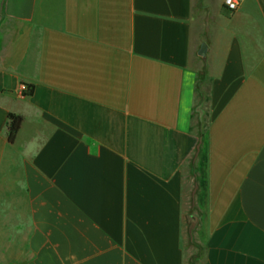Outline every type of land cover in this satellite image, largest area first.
<instances>
[{"label":"crops","instance_id":"1","mask_svg":"<svg viewBox=\"0 0 264 264\" xmlns=\"http://www.w3.org/2000/svg\"><path fill=\"white\" fill-rule=\"evenodd\" d=\"M201 247L264 264V0H0V264Z\"/></svg>","mask_w":264,"mask_h":264},{"label":"rangeland","instance_id":"2","mask_svg":"<svg viewBox=\"0 0 264 264\" xmlns=\"http://www.w3.org/2000/svg\"><path fill=\"white\" fill-rule=\"evenodd\" d=\"M201 78L203 79V75H201ZM202 81V80H201ZM194 107V106H193ZM202 108H200L199 110V116H197V118H194L193 116H191V118L194 120V121H197L198 122L200 121V135H199V140L201 142V147H200V155L196 161V163L198 164L197 167H203V152H204V148H205V142H206V134H207V127H208V123H209V108H208V104L206 102V97H204V94H203V104L201 106ZM194 109V108H193ZM193 115V114H192ZM196 166V164H195ZM194 166V170L196 169ZM191 182H190V185H192L193 187V184H195L194 182L192 183V180L194 181L195 177L191 176ZM195 182H196V179H195ZM192 204V203H191ZM193 210H192V206H190V213H192ZM203 248L201 247L199 249V252H203L202 250ZM198 252V250H190V256L193 257V255ZM192 259V258H191Z\"/></svg>","mask_w":264,"mask_h":264},{"label":"trees","instance_id":"3","mask_svg":"<svg viewBox=\"0 0 264 264\" xmlns=\"http://www.w3.org/2000/svg\"><path fill=\"white\" fill-rule=\"evenodd\" d=\"M34 93L33 89L28 88L23 92L24 96H32ZM23 124V118L21 116L15 115V114H10L9 115V122H8V142L9 144L13 145L16 141L17 135L19 134L21 127ZM200 147H201V142L199 140V144L196 149V154L195 156L200 155ZM194 226L191 224L190 225V233L192 235V232L194 231ZM192 242V241H191ZM204 256V252H199L198 256L193 258L189 264H200V261L202 260Z\"/></svg>","mask_w":264,"mask_h":264},{"label":"built area","instance_id":"4","mask_svg":"<svg viewBox=\"0 0 264 264\" xmlns=\"http://www.w3.org/2000/svg\"><path fill=\"white\" fill-rule=\"evenodd\" d=\"M241 2L242 0H224V5L228 11L235 12L239 9Z\"/></svg>","mask_w":264,"mask_h":264}]
</instances>
